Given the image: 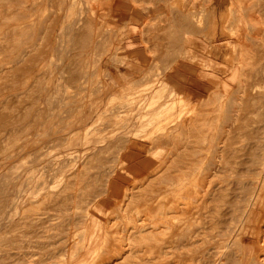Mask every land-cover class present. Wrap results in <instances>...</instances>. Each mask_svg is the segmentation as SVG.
<instances>
[{"label":"rangeland","instance_id":"rangeland-1","mask_svg":"<svg viewBox=\"0 0 264 264\" xmlns=\"http://www.w3.org/2000/svg\"><path fill=\"white\" fill-rule=\"evenodd\" d=\"M263 238L264 0H0V264H264Z\"/></svg>","mask_w":264,"mask_h":264},{"label":"bare ground","instance_id":"bare-ground-1","mask_svg":"<svg viewBox=\"0 0 264 264\" xmlns=\"http://www.w3.org/2000/svg\"><path fill=\"white\" fill-rule=\"evenodd\" d=\"M243 64V63H242ZM248 66V65H247ZM156 91V90H155ZM164 93V92H163ZM156 96V95H155ZM153 97V96H152ZM231 97V96H230ZM176 98V97H175ZM182 100V99H181ZM158 101V100H157ZM174 102V101H173ZM130 106L132 105V104H129ZM154 105V104H153ZM173 105V104H172ZM166 107H167V104H166ZM172 107V106H171ZM171 109V108H170ZM192 109V108H191ZM169 110V109H168ZM173 110V109H172ZM165 111V110H164ZM168 112V111H167ZM192 112V111H191ZM163 113V112H162ZM181 114V113H180ZM225 114V113H224ZM162 115V114H161ZM160 116V115H159ZM180 117V116H179ZM145 119V118H144ZM169 120V119H168ZM167 120V121H168ZM165 122V121H164ZM163 123V122H162ZM173 123V122H172ZM161 124V123H160ZM159 124V125H160ZM172 125V124H171ZM158 126V125H157ZM154 130V129H153ZM161 132V131H160ZM163 133V132H162ZM156 135V134H155ZM152 138V137H151ZM145 139V138H144ZM152 141V140H151ZM187 143V142H186ZM41 149V148H40ZM190 149V148H189ZM181 152V151H180ZM174 157V156H173ZM173 161V160H172ZM80 169V168H79ZM78 169V170H79ZM77 173V172H76ZM36 183V182H35ZM38 183V182H37ZM37 188V187H36ZM40 192V191H39ZM203 193V192H202ZM38 194V193H37ZM37 194H36V196H37ZM204 194V193H203ZM199 195H200V193H199ZM29 198V197H28ZM255 198V197H254ZM184 201V200H183ZM192 201V200H191ZM187 202V201H186ZM178 203V202H177ZM189 203V202H188ZM156 204V203H155ZM186 204V203H185ZM32 205V204H31ZM189 204H187V206H188ZM195 205V204H194ZM33 206V205H32ZM124 207V206H123ZM132 207V206H131ZM176 207V206H175ZM190 207V206H189ZM192 208H193V206H192ZM34 209H35V206H34ZM124 209V208H123ZM187 209V208H186ZM185 209V210H186ZM26 210V209H25ZM127 210V209H126ZM23 211V210H22ZM182 211V210H181ZM122 212V211H121ZM189 212V211H188ZM187 212V213H188ZM190 213V212H189ZM130 214H132V213H130ZM136 214V213H135ZM175 215V214H174ZM107 216V215H106ZM167 216V215H166ZM176 216V215H175ZM185 216V215H184ZM161 217V216H160ZM150 218V217H149ZM148 218V219H149ZM28 219V218H27ZM143 219V218H142ZM151 219V218H150ZM166 219V218H165ZM171 219H173V218H171ZM156 220V221H155ZM155 220H153V221H151V224H152V226H155L156 224H158L159 223V218H156ZM161 220V219H160ZM199 220V219H198ZM127 221H130V220H127ZM145 221V220H144ZM115 222V221H114ZM150 222V221H149ZM165 222V221H164ZM163 222V223H164ZM168 222V221H167ZM172 222V221H171ZM161 223V222H160ZM195 223V222H194ZM199 223V222H198ZM105 224V223H104ZM164 224H166V223H164ZM105 225H107V224H105ZM140 225V224H139ZM159 225V224H158ZM157 225V226H158ZM115 226V225H114ZM167 227V226H166ZM114 228V227H113ZM119 228V227H118ZM126 228H128V227H126ZM130 228V227H129ZM142 228V227H141ZM165 228V227H164ZM169 229V228H168ZM111 231H112V229H111ZM117 231V230H116ZM134 231V230H133ZM164 231V230H163ZM119 233V232H118ZM152 233V232H151ZM130 234V233H129ZM116 235V234H115ZM137 235V234H136ZM148 235V234H147ZM160 236V234H158V233H156L155 232V230H154V233L152 234V236ZM162 235V234H161ZM165 235V234H164ZM263 235V234H262ZM105 236V235H104ZM108 236V235H107ZM153 236V237H154ZM127 237V236H126ZM73 238V237H72ZM135 238V237H134ZM155 238V237H154ZM73 239H76V238H73ZM103 239H105V238H103ZM114 239H116V238H114ZM129 239H131V238H129ZM145 239V238H144ZM158 239V238H157ZM157 239H155V240H157ZM160 239V238H159ZM261 239V238H260ZM264 239V238H263ZM74 241V240H73ZM139 241V240H138ZM132 242V241H131ZM118 243V242H117ZM115 244V243H114ZM119 245V244H118ZM192 245V244H191ZM120 246H122V245H120ZM262 246L264 247V242H262ZM102 247H103V243H102ZM102 247H101V249L100 250H102ZM120 248H122V247H120ZM172 250V249H171ZM101 253V252H100ZM122 253V252H121ZM129 254V253H128ZM112 255V254H111ZM130 255V254H129ZM140 255V254H139ZM141 255H142V253H141ZM71 256V255H70ZM98 256V255H97ZM134 256V255H133ZM165 256V255H164ZM72 257V256H71ZM253 258V257H252ZM161 259H163V258H161ZM262 259V258H261ZM62 260V259H61ZM114 260V259H113ZM59 261V260H58ZM101 261V260H100ZM104 261V260H103ZM118 261V260H117ZM143 261V260H142ZM157 261V260H156ZM94 262V261H93ZM96 262V261H95ZM95 262H94V264H95ZM102 262V261H101ZM176 262V261H175ZM121 263V262H120ZM120 263H118V264H120ZM156 263V262H155ZM125 264V263H124Z\"/></svg>","mask_w":264,"mask_h":264}]
</instances>
